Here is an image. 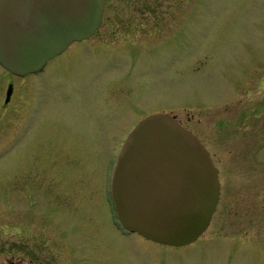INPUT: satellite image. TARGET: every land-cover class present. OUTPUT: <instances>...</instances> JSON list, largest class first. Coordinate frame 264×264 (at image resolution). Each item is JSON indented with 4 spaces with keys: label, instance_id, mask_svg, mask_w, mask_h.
I'll use <instances>...</instances> for the list:
<instances>
[{
    "label": "rangeland",
    "instance_id": "rangeland-1",
    "mask_svg": "<svg viewBox=\"0 0 264 264\" xmlns=\"http://www.w3.org/2000/svg\"><path fill=\"white\" fill-rule=\"evenodd\" d=\"M183 6L181 14L168 18L160 37L164 41L148 50L147 58L128 60L122 53L120 63L112 66L99 62L96 53H85L65 68L47 70L40 87L31 76L16 81L4 110L5 71L0 66V248L6 251H0V264L9 256L8 260L17 262L21 218H101L108 226L110 212L103 186L115 161L108 154L117 152L122 145L118 139L132 126L130 120L110 118L112 105L105 106V115L98 114L92 97L93 93L100 97V74L103 87L111 74L125 81H121L125 86L119 95L120 112L128 106L136 120L143 114H173L191 131L198 125L193 117L198 106L218 105L233 113L245 99V90L262 93L264 84L258 88L256 78L264 83V0H184ZM97 38L92 36L85 43L96 46ZM58 91L66 92L71 114L63 116L64 105L50 101ZM35 105L41 106L43 114L54 108L60 122L68 117L64 131L58 124L55 131L48 130L46 140L38 138L39 116L18 142ZM209 114L202 112V122L211 125ZM240 121H235V132L222 135L219 145L203 136L202 140L220 171L224 195L217 213L224 209L222 215L238 222L241 233L216 240L207 251L200 244L170 250L185 256L172 258L164 255L162 245L137 232L123 236L108 226L98 251L91 242L83 250L77 241L81 256L88 258L86 264H264V159L243 158ZM224 184H231L233 190L224 191ZM54 188L57 199L52 203ZM245 189L250 192L247 198Z\"/></svg>",
    "mask_w": 264,
    "mask_h": 264
},
{
    "label": "water",
    "instance_id": "water-1",
    "mask_svg": "<svg viewBox=\"0 0 264 264\" xmlns=\"http://www.w3.org/2000/svg\"><path fill=\"white\" fill-rule=\"evenodd\" d=\"M104 1L0 0V65L16 75L39 70L96 31ZM109 186L124 228L171 245L190 243L206 229L220 193L208 150L165 112L149 114L131 129Z\"/></svg>",
    "mask_w": 264,
    "mask_h": 264
},
{
    "label": "flooded vegetation",
    "instance_id": "flooded-vegetation-1",
    "mask_svg": "<svg viewBox=\"0 0 264 264\" xmlns=\"http://www.w3.org/2000/svg\"><path fill=\"white\" fill-rule=\"evenodd\" d=\"M183 3L184 0H171V2L169 0H105L101 21L96 31L90 36H98L95 41L97 44L96 46L91 44L89 47L85 43L90 40V37L74 41L58 55L49 59L42 66V68L23 75H16L4 68L5 94L3 100V110L7 109L12 100L17 83L16 81L24 80L25 78H29L31 76L34 84L39 85L40 87L42 82L44 83L45 81L43 74L47 70L55 68V66L65 68L69 63L75 61L76 59H80L85 53H89L90 55L96 53L99 62L111 63L113 64L112 66H116L120 63L119 60H122V57H120L122 53L127 54L124 55V57L129 58L128 60L131 59L135 61L136 58L139 57L147 58L146 52L148 50H152L154 45L160 44L164 41V38H160L164 36V29L166 27L164 24L167 23L170 16L173 18L181 14L184 10ZM115 41L118 42L117 45L113 44ZM110 43L113 45H110ZM84 63L86 62L84 61ZM102 75L103 74H100L101 79H99L100 83L98 85L100 88V97L98 94V97L96 98V93H93L92 97V100L96 102L93 104L97 105L98 114L102 116L105 115V106L110 107V105H112V108L110 109H113V111L109 114L113 115V117L110 118L118 121L121 118L125 121L130 120L131 123L129 122V125L132 126V129L141 119L149 114H143L140 117L141 119L139 118V120H136L135 114L133 116L130 114L128 106L126 108V112L123 110L120 112L122 104H120L119 95L122 94L121 90L123 86H125L121 85V83H124L125 81L118 75L111 74V80L107 82V86L103 87L104 77L102 78ZM254 78L255 77H250L249 80H253ZM56 79H58V77ZM256 79L257 87L260 88L259 85L264 84L262 78L260 81H258V78ZM91 84H93V81ZM9 88L11 89L10 93H8ZM245 96L246 97L243 99L240 108L234 109L233 113L229 111L228 107L219 108L217 105V107L209 106L204 108L198 106L196 113L193 115L198 125L195 131L192 130V132L208 150L213 163V153L210 152L204 144L202 136L219 145L222 143L224 139L223 136L226 132H235L234 125L236 120H241L239 144L242 146V149H244L243 158L246 160L249 158L253 160L264 159V89H262V93L253 92V94L245 90ZM50 101H52L53 105L57 103L64 105L62 110V113H64L63 116L71 114L73 111L66 92L60 93L58 91V94L55 93ZM202 112H204V114L210 113L211 125L207 122H202ZM43 113L44 111L42 112L41 106L40 109L37 105L33 106V113L30 114V118L24 122L22 128L23 132L18 135V142H21L25 138V133L28 132L27 126L30 125L31 122L35 123L39 116L41 122H39L36 127L38 138L43 137L46 140L49 136L47 134L48 130L49 132L52 130L55 131L56 125L58 124L61 125L59 129L61 130V133H63V123H67L69 118L63 117L64 122H60L59 118H61V116L55 114L56 111L54 108L53 110L50 108L45 111V114ZM98 114L96 113V116ZM130 116L132 118H130ZM102 120H104L103 117ZM188 120H190V117H188ZM177 121L186 127L184 123H181L178 119ZM131 129L127 132L125 137L122 139L119 138L118 142L120 140L122 144ZM207 129H209V132H206ZM109 139H111L110 136ZM120 148L121 145H119L115 154L113 152H109L108 157L116 161ZM115 161L110 168L111 170L106 172L105 176H107V182H105L103 186L105 202L107 203L110 212L108 226L114 228V230L120 235L127 236L132 232L124 228L120 223L110 196L109 183ZM214 165L216 166L215 163ZM216 168L218 169L217 166ZM219 172L220 171L218 169V177ZM223 186L225 187L224 191L233 190V188H231V184H224ZM221 187L222 185L220 183L219 199L208 226L194 241L183 245H171L151 240L164 247V255L166 257L167 255H171L172 258L185 257L183 256L184 253L178 251L171 253L170 250L187 249L195 244H200L201 248L204 251H207L215 244L216 240H225L228 239V237L231 238L243 231H239L237 229L238 222H230L228 221L229 216L222 215L224 209L220 210V214L217 213L221 196L224 195V193L222 195ZM248 190L249 189L244 190L246 191L244 195L246 198L250 196V192H248ZM52 195L53 197L51 201L54 203V200L57 199L56 188H54ZM225 210L227 209L225 208ZM21 222V230L17 236V243L15 246L17 262L14 263L13 261L8 260V258H10V254H8L7 256L9 257H6L7 260H3L4 264H72V262L77 264H86L88 258L85 259L81 256L84 250V245L87 249V244L91 242L93 249L98 251V248L104 238V231L108 227L105 226L101 218H30L29 221H26L25 218H21ZM142 237L145 238L144 236ZM77 241L82 242L83 250L82 248L78 249V244H76ZM0 251H5V248H0ZM94 253L95 251L93 250V254ZM2 254L3 253L0 254V257ZM77 255H80V257Z\"/></svg>",
    "mask_w": 264,
    "mask_h": 264
}]
</instances>
